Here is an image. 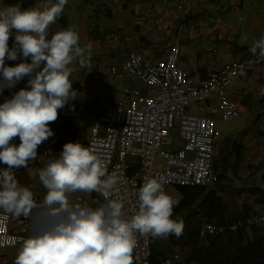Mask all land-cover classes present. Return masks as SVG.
I'll return each mask as SVG.
<instances>
[{
    "label": "clouds",
    "instance_id": "obj_1",
    "mask_svg": "<svg viewBox=\"0 0 264 264\" xmlns=\"http://www.w3.org/2000/svg\"><path fill=\"white\" fill-rule=\"evenodd\" d=\"M67 4L68 0H40L28 9H0V93L29 77L25 88L0 104V163L7 165L0 169V210L31 221L30 235L21 239L14 264H134L138 235L179 238L184 231V221L173 219L177 201L158 179H147L138 188L137 204L129 215L124 199L115 196L120 176L109 172L106 161L90 146L66 143L59 155L42 157V167H29L38 147L54 135L50 124L59 110L77 98L70 80L74 66L91 67L92 45L81 46L74 28L58 30L49 38L50 26ZM249 50L264 57V35ZM21 56L24 62L6 66V60ZM16 137L18 146L13 143ZM21 167L30 178L38 177L45 190L39 200L16 178L14 169ZM93 193L98 198L93 199Z\"/></svg>",
    "mask_w": 264,
    "mask_h": 264
},
{
    "label": "crops",
    "instance_id": "obj_2",
    "mask_svg": "<svg viewBox=\"0 0 264 264\" xmlns=\"http://www.w3.org/2000/svg\"><path fill=\"white\" fill-rule=\"evenodd\" d=\"M90 1L68 0L63 13L49 29L51 38L58 30L74 28L79 34L81 46L92 45L91 67L80 69L78 65L74 66L70 75L77 98L68 101L59 110L58 119L51 123L55 127L61 126L60 131L57 128L60 135L58 153L69 142L87 145L89 137H86L85 129L89 125L91 130L94 119L106 105V97L112 90L108 87L111 79L122 80L124 87H138L139 83L134 79L140 78L124 73V63L130 50L142 52L160 63L166 60L174 45H179L181 66L201 80L211 69L244 59L251 53V44L264 35V0H189L183 9L178 8L180 0H104L98 3L102 7L99 9L112 20L103 30L99 22L91 19L88 11ZM38 2L40 0H0V9L10 5L28 9ZM192 43H196L193 50L189 49ZM9 47L12 48L10 43ZM21 62H24L22 56L16 61L6 60L5 64L16 66ZM27 62L30 63V59ZM112 66L117 67L118 73H110ZM28 79L26 76L14 88H5L7 99L25 88ZM101 79H105L103 86L100 85ZM262 88L264 66L256 68L246 77L242 101L248 104L257 99L264 103V96L260 95ZM143 89L147 91V87ZM236 118H219L218 121H233ZM218 129L216 165L220 166L222 162L225 170L230 167L236 175L241 169L247 171L246 176L241 175L245 188H237L239 181H232L225 175L219 178L220 181L214 179L208 185L216 189L218 195L210 220L227 223L240 215L264 210V194L250 190H264V130L259 136L250 135L245 144L243 136L235 140L224 135L219 126ZM15 174L22 185L33 183L40 191L43 190L24 171ZM227 185L235 191L224 192ZM205 213V207L197 204L177 213L176 219L190 216L188 226L179 238L171 235L155 240L154 264L177 248L182 250L183 260L176 264H264V225L244 226L236 232L205 237L199 233L201 222L209 219ZM255 241L256 245L248 246ZM0 254L15 258L17 253L12 256L4 252Z\"/></svg>",
    "mask_w": 264,
    "mask_h": 264
},
{
    "label": "built area",
    "instance_id": "obj_3",
    "mask_svg": "<svg viewBox=\"0 0 264 264\" xmlns=\"http://www.w3.org/2000/svg\"><path fill=\"white\" fill-rule=\"evenodd\" d=\"M189 0H180L183 9ZM15 36L9 43L13 47ZM180 46L174 45L164 62L157 63L142 52L130 50L124 63V73L139 77L147 91L139 87H124L121 97L105 105L94 119L86 146L92 147L108 164L109 172L120 176L118 192L123 198L129 215L133 214L138 193L145 180L156 178L166 192L171 185L177 187L208 186L214 179V156L219 118L235 115V107L229 91L242 92L246 77L256 68L264 66V57L249 53L240 61L227 63L211 69L207 76L198 80L196 75L180 64ZM110 73H118L116 66ZM105 85V79L100 80ZM7 100L3 91L0 104ZM195 107L196 111H192ZM54 135L37 149V158L30 165L43 166L42 157L59 155L57 148L60 135L50 124ZM177 133L180 146L176 145ZM19 137L13 143L20 144ZM164 164L157 165L156 160ZM7 165L0 163V169ZM23 167L14 169L17 173ZM39 200L45 194L35 184L29 185ZM171 195V194H170ZM177 201L174 210L181 204V197L171 195ZM98 198L93 193V199ZM39 213L37 217L39 218ZM175 219V215H173ZM184 225L186 226V221ZM264 225V210L238 216L227 223L204 219L199 228L201 236H211L227 231H238L244 226ZM31 232V221L24 217L14 218L0 210V250L21 244ZM153 238L137 236L134 249V264H154ZM10 256L0 254V264H14ZM183 260L180 248L158 260L156 264H176Z\"/></svg>",
    "mask_w": 264,
    "mask_h": 264
},
{
    "label": "rangeland",
    "instance_id": "obj_4",
    "mask_svg": "<svg viewBox=\"0 0 264 264\" xmlns=\"http://www.w3.org/2000/svg\"><path fill=\"white\" fill-rule=\"evenodd\" d=\"M103 1L104 0H91L89 3L90 6L88 9L89 14L91 16V19L92 20L95 19L97 22H99L100 26L102 27V30L105 29L107 27V25L110 23V21L112 20L111 17H109L105 12H103L99 9L102 7L99 6L98 3H102ZM195 46H196V43H192V44H190L189 49L193 50ZM134 80L138 81V83H139L138 87L139 88L143 89V88L147 87L145 85V83L141 81V79L140 80L134 79ZM109 82L110 83L108 84V87L111 88L112 90H111L110 95L106 97V105L113 103V102H116L121 95L120 94L121 89L125 86V85H122L123 81L120 79H117V78L111 79ZM243 91H242L243 93L239 92V91H229V93H228L229 98L233 102V104L235 103V106H236L234 117L237 116V118L233 121L220 120V121H218V126L222 129L224 135L231 136L235 140H239L243 136L242 142L247 144L248 141L250 140V138H249L250 135H252V134L256 135L257 134L259 136V135H261L260 132H262L264 130V107H262V104H264V103L261 104L260 100L254 99V100H252V102H249L248 104H246L245 102L242 101V98H243L242 95H244V93L246 91V86H245V89ZM192 111H196L195 107H192ZM60 127L61 126L58 125L56 127V129L58 128L60 131L61 130ZM91 128H92V125H91L90 129ZM88 131H91V130H89V125L85 129V135L87 138L90 136V133ZM176 134L177 133H174L175 139H176V145L180 146V140L178 138V135H176ZM156 164L157 165H159V164L163 165L164 164L163 159L158 158L156 160ZM214 164H215V161L213 163V170L215 173V180L214 181H216L217 179L219 180L220 175H225L229 179H231L232 181H239V184L236 185L237 188H239V187L245 188V187H243L244 183L241 181V180H243V179H241L243 177L241 175L242 174L245 176L247 175V171L245 169L244 170L241 169L240 171H238V173L236 175V173L232 172L230 167L228 168V171H227V169L225 170L224 166L222 165V162H220V166H218L217 168H215ZM29 167H37V166L30 165ZM22 171H24V173H27L26 169H23ZM32 180L34 182H36L38 185H40V183L38 181V177L36 179H32ZM230 183H232V182H230ZM227 187L225 188L224 192L229 193L230 192L229 190L235 191V189L232 186L227 185ZM168 193L171 195L182 197L181 189L177 186H174V185H171L168 187ZM184 218L185 219H182V220L186 221V226L184 228H187L188 220H189L190 216L188 215V216H185ZM20 246H21V244H18L12 248L1 249L0 252L1 253L4 252V253L12 256V255L17 253Z\"/></svg>",
    "mask_w": 264,
    "mask_h": 264
},
{
    "label": "trees",
    "instance_id": "obj_5",
    "mask_svg": "<svg viewBox=\"0 0 264 264\" xmlns=\"http://www.w3.org/2000/svg\"><path fill=\"white\" fill-rule=\"evenodd\" d=\"M216 164H217V161L214 164L215 168L218 167V165H216ZM223 176L224 175H220V179ZM179 188L182 191V200H181V204L175 210H173V215H176L177 213H180L182 210L190 208L193 205L197 204V206H199V207H205V210H206L205 215L209 217L208 220L212 219L214 212H215V209H216L215 203L218 200V195H217L216 189L209 188L208 186H193V187L184 186V187H179ZM250 190L254 191V192L258 191V192H261L264 194V190L262 188H255V189L253 188ZM245 215H247V214H245ZM240 216H242V215H240ZM235 218H237V217H235ZM205 237H210V236H205ZM155 240H157V239L153 240L152 260L154 259V255H155V248H154ZM256 244H257V242L255 241L253 243H250L248 246L251 247V246H254ZM153 263H154V261H153Z\"/></svg>",
    "mask_w": 264,
    "mask_h": 264
}]
</instances>
